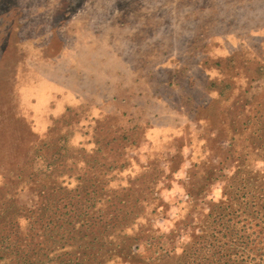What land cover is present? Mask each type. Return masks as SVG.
Wrapping results in <instances>:
<instances>
[{
    "label": "rangeland",
    "instance_id": "rangeland-1",
    "mask_svg": "<svg viewBox=\"0 0 264 264\" xmlns=\"http://www.w3.org/2000/svg\"><path fill=\"white\" fill-rule=\"evenodd\" d=\"M261 228L264 0H0V264H264Z\"/></svg>",
    "mask_w": 264,
    "mask_h": 264
},
{
    "label": "trees",
    "instance_id": "trees-1",
    "mask_svg": "<svg viewBox=\"0 0 264 264\" xmlns=\"http://www.w3.org/2000/svg\"><path fill=\"white\" fill-rule=\"evenodd\" d=\"M251 100V99H250ZM253 100V99H252ZM252 100L250 101V102H252ZM142 230L143 229V226H138L137 228H132V235H135V234H138L139 233V231L138 230ZM246 230L249 232V234L250 235H253V236H255L256 234H257V231L255 230V226L253 227V226H249L248 224H245L244 225V231L246 232ZM218 233H221L222 234V236L223 237H225V238H227V237H229V247L227 248V249H225V251L227 252V253H230V254H232V253H236L237 254V249L239 250L241 247H243L244 249L247 247V245H249V243L247 242V240H246V238H243V236H245V234L244 235H242V234H240V232L239 231H237V230H232L231 228H230V230H229V226H226V227H224L223 228V230L222 231H220V232H218ZM239 233V234H238ZM261 235L262 234H264V228H261L260 229V232H259ZM217 234V233H216ZM232 235H234V239H233V236ZM238 239L240 240V239H242V241H241V245H237V242H238ZM127 249H128V247H129V250H130V245L128 244L127 246ZM151 247H152V244H147L146 245V248L148 249V250H151ZM155 249H157V250H162V245L161 244H155ZM235 255V254H234ZM229 255H227V256H224V257H222V256H219V253H213L212 255H211V260L213 261V262H215V264H228V262L227 261H223L224 259H227V258H229L228 257ZM145 261V262H147L148 261V263H143L142 261ZM143 260L142 259H139L138 260V262L139 263H143V264H154L152 261H151V258H150V256L148 257V258H144L143 257ZM150 261V262H149ZM199 263L201 264V261H199Z\"/></svg>",
    "mask_w": 264,
    "mask_h": 264
}]
</instances>
